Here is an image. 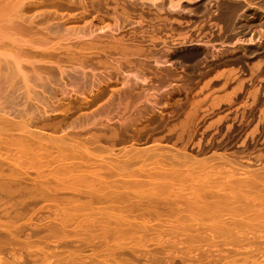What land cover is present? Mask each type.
I'll return each mask as SVG.
<instances>
[{
	"label": "rangeland",
	"instance_id": "374dc122",
	"mask_svg": "<svg viewBox=\"0 0 264 264\" xmlns=\"http://www.w3.org/2000/svg\"><path fill=\"white\" fill-rule=\"evenodd\" d=\"M185 1L173 9L168 7L169 0H104L99 14L90 11L84 20L78 8L69 18L68 25H84V21L92 20L96 27L102 25L99 19L112 23L109 15L128 8L127 17L113 32L118 47L114 51L106 48L93 58L94 62L110 60V65L97 66V74L113 80L92 108L112 93L119 96L123 89L130 97L126 107L123 100L111 108L109 118L102 117V123L120 126L139 121L138 127H132L137 129L135 133L120 134L112 153L104 152V164L95 167L99 173H112L114 181L146 182V173L156 169L155 162L169 159L170 152L186 154L190 159L207 158L215 166L227 167L216 159L221 154L237 168L264 167V0ZM127 2L131 6L127 7ZM96 32L102 35L98 29ZM42 34L56 40L51 33ZM79 39L84 37L69 41L75 45ZM121 46L129 48L121 50L126 51L124 55L119 52ZM134 47L133 53L130 49ZM114 59L119 61L118 71H114ZM121 81H127L126 86ZM63 86L67 94L73 95L66 78ZM68 99V95L63 96L60 103ZM81 101L80 96L71 98L76 108L71 118L84 119ZM39 108L46 110L41 105ZM54 116L63 119L59 113ZM7 119L0 121V175L11 182L13 190L0 192V220L14 222L21 230L16 247L7 249L20 255V264H46L61 253L60 245L46 236L52 226L63 227L74 235L66 242L82 260L90 256L96 244L112 243L110 239H96L95 243L91 238L92 243H84L88 231L118 235L124 230L128 237L121 242L154 246L148 230L144 234L132 227L106 225L102 222L106 215H102L101 203L88 202L84 128L72 132L62 125L54 131L51 126H43L44 121L35 123L27 117L13 119L18 123L11 126L7 124L12 122L11 117ZM102 132L108 135V131ZM67 133L76 134L81 144L55 143L54 135ZM102 146L111 147L105 140ZM4 200L9 203L6 207ZM134 218V222H141L144 217ZM151 222L147 220V225L154 226ZM164 224L160 226L167 229ZM34 231L39 234L32 236ZM3 256L11 258L6 252L2 255L5 260ZM187 258L179 255L167 263L202 264L197 257L196 261L191 258L193 262ZM142 260L148 261L142 258L140 264Z\"/></svg>",
	"mask_w": 264,
	"mask_h": 264
},
{
	"label": "bare ground",
	"instance_id": "6f19581e",
	"mask_svg": "<svg viewBox=\"0 0 264 264\" xmlns=\"http://www.w3.org/2000/svg\"><path fill=\"white\" fill-rule=\"evenodd\" d=\"M101 1L104 0H0V121L7 122L10 116L12 122L7 124L17 126L18 121L13 119L27 117L35 123L44 121L42 125L51 126L54 131L62 125L72 132L84 128V165L87 167L84 180L90 181L88 202L101 203L102 215H106L102 222L106 225L132 227L144 234L148 230L154 246L148 248L138 241L121 242L128 237L124 230L118 235L109 231H88L84 234V243H92V240L96 243L99 239H110L112 243L96 244L89 254L91 257L82 260L66 242L74 235L63 227L52 226L46 236L60 245L61 253L46 264H140L142 258L148 259L147 262L142 260V264H168L179 255L187 259L197 257L202 264H264V167L237 168L221 154L216 159L225 162L227 167L213 166L207 158L190 159L186 154L179 156L170 152L169 159L155 162L156 169L146 173V182H134L137 185L130 180L114 181L112 173L102 174L95 168L104 164L106 150L112 153L116 138L120 134L135 133L137 129L132 127H138L139 122L131 120L120 126L102 123V117L109 118L108 111L116 108V104L124 100L125 107L128 105L130 97L125 89L119 96L110 94L92 108L104 97L113 80L97 74V66L110 65V60L94 62L93 58L106 48L114 51L118 47L113 32L119 29L128 8L125 4L126 9L121 13L109 15L112 23L99 19L102 25L96 27L92 20L84 21V25H68V22L78 8L84 13V20L90 16V11L99 14ZM181 1L169 0L168 7L176 9ZM127 5L131 6L129 2ZM43 32L51 33L56 40L52 41ZM83 37L84 40L79 39L75 45L69 41ZM121 47L119 52L129 50ZM130 50L133 52L135 47ZM114 60V71H118L119 61ZM63 78L73 87V95L82 98L84 119L71 118L76 108L71 102L73 95L67 94L63 86ZM126 84L127 81L122 82L123 86ZM66 95L68 102L61 104L60 98ZM39 105L46 110H41ZM56 113L63 119H57ZM102 131H108V135ZM53 137L58 145L81 144L74 133ZM103 140L109 141L111 147L102 146ZM11 190V182L0 175V192L6 194ZM3 202L4 207L9 204ZM112 207H115L113 211H107ZM136 215L144 217L141 222H134ZM147 220L156 227L151 226L152 222L148 226ZM162 222L167 229L160 226ZM20 231L14 222L0 220V264L23 261L20 255L7 250L16 247ZM38 234L39 231H34L31 235ZM5 252L10 254V260L2 258Z\"/></svg>",
	"mask_w": 264,
	"mask_h": 264
}]
</instances>
